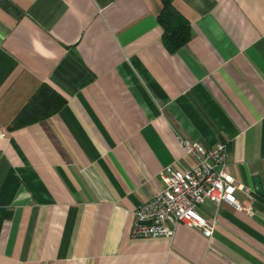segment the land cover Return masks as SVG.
<instances>
[{
    "label": "crops",
    "instance_id": "obj_1",
    "mask_svg": "<svg viewBox=\"0 0 264 264\" xmlns=\"http://www.w3.org/2000/svg\"><path fill=\"white\" fill-rule=\"evenodd\" d=\"M169 2L174 53L159 0H0V264H264V0ZM41 85L64 105L15 126ZM179 139L224 144L250 212L205 203L209 237L132 239L159 172L192 165Z\"/></svg>",
    "mask_w": 264,
    "mask_h": 264
},
{
    "label": "built area",
    "instance_id": "obj_2",
    "mask_svg": "<svg viewBox=\"0 0 264 264\" xmlns=\"http://www.w3.org/2000/svg\"><path fill=\"white\" fill-rule=\"evenodd\" d=\"M179 143L192 165L180 170L166 167L159 172L163 187L132 211V239L171 238L180 224L209 237L214 222L198 212V207L205 203L225 204L236 211L250 212V207L241 205L236 197L240 193L251 201L249 189L237 183L227 171L223 143L217 142L209 148L184 139H179Z\"/></svg>",
    "mask_w": 264,
    "mask_h": 264
},
{
    "label": "trees",
    "instance_id": "obj_3",
    "mask_svg": "<svg viewBox=\"0 0 264 264\" xmlns=\"http://www.w3.org/2000/svg\"><path fill=\"white\" fill-rule=\"evenodd\" d=\"M160 9L155 22L161 28V42L169 53L184 46L190 37L188 21L171 5L169 0H159ZM65 101L49 87L39 86L15 117V126L43 120L57 113Z\"/></svg>",
    "mask_w": 264,
    "mask_h": 264
},
{
    "label": "water",
    "instance_id": "obj_4",
    "mask_svg": "<svg viewBox=\"0 0 264 264\" xmlns=\"http://www.w3.org/2000/svg\"><path fill=\"white\" fill-rule=\"evenodd\" d=\"M252 183H253V185H254V189H255V191H256L257 193H259V192H260V189H259V183H258L257 179H256V178H253V179H252Z\"/></svg>",
    "mask_w": 264,
    "mask_h": 264
}]
</instances>
